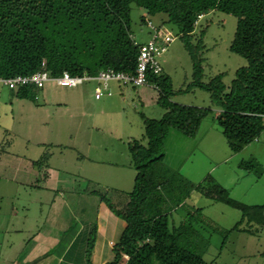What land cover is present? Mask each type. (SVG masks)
Listing matches in <instances>:
<instances>
[{"label":"trees","instance_id":"trees-1","mask_svg":"<svg viewBox=\"0 0 264 264\" xmlns=\"http://www.w3.org/2000/svg\"><path fill=\"white\" fill-rule=\"evenodd\" d=\"M132 5L145 10L141 19L146 25L150 20L157 28L175 27L193 68L192 80L182 91L205 90L211 105L196 107L172 102L171 78L163 72L162 65L159 73L147 72L149 86H142L157 91L156 103L163 113L159 118L140 113L146 142L136 138L127 141L136 170L132 189L127 192L109 189L112 196L100 190L91 191L124 223L112 245L113 258L102 264H218L215 259L205 260V250L200 248L203 241L206 240V246L209 241L195 226L196 216L201 217L203 207L188 209L178 223L171 221L173 213L183 208L196 191L240 210V218L225 231L227 236L232 231L253 235L264 227V204L235 200L227 188L210 180V173L200 182L191 180L180 168L165 161V139L171 130L194 137L209 113L214 115L232 153H239L262 134L264 0H0V78L30 75L40 70L52 77L64 71L80 76H96L107 69L133 73L142 44L135 40L131 30ZM212 11L236 17L229 50L247 61L235 71L228 87L223 82L224 73L204 80L205 29L197 33L196 26L200 15ZM158 14L166 15L161 25L147 18ZM108 87L103 90L110 95ZM9 89L14 90L17 98L34 101L35 91L40 88L29 84ZM46 160L47 157H40L32 164L42 173L48 167ZM254 160H241L238 166L247 173H255ZM41 176L46 178L47 173L43 171ZM208 180L210 183L205 185ZM96 239L97 223L92 222L85 264H92ZM261 254L264 256V251Z\"/></svg>","mask_w":264,"mask_h":264},{"label":"rangeland","instance_id":"rangeland-1","mask_svg":"<svg viewBox=\"0 0 264 264\" xmlns=\"http://www.w3.org/2000/svg\"><path fill=\"white\" fill-rule=\"evenodd\" d=\"M145 14L144 9L132 5L131 30L140 44L148 43L153 34L141 19ZM147 18L155 25H161L166 15L158 14ZM236 22V17L220 11L209 12L200 18L196 32L205 29L202 51L205 81L218 73H224L223 82L228 87L235 71L246 65L245 58L229 50ZM165 28H172L173 34H177L175 27ZM160 63L163 72L171 78L174 90L170 98L172 102L196 107L211 105L209 93L205 90L192 88L182 91L192 80L193 68L180 37L176 35L174 41L168 45L166 52L160 57ZM96 85L97 82L89 81L75 87H61L54 81H48L35 91V100L31 101L17 98L14 90L11 91L0 83V171L6 172L7 175L15 165L22 172L17 175L18 181H32L36 176H31L27 170L38 168L19 160L25 157H47L45 163L59 169L54 184L64 190L70 206H74L71 198H77L78 203H75L74 211L78 216L85 211L96 216V204L101 201L97 195L91 193L92 190H100L112 196L109 189L115 188L123 192L132 189L136 170L130 157L127 160L123 157L122 160L119 151L120 148L126 150V147H121V143L117 145L116 138H121V142L136 138L145 143L140 113L150 118H159L163 113V109L156 104L158 93L155 89L145 86H120L110 81L108 85L112 95L108 96L103 90L102 99L96 100ZM121 89L123 96L119 91ZM35 105L38 107L35 108ZM176 132L173 131L174 135L165 142V149L171 154L169 162L172 167L184 161L182 171L191 180L200 182L210 173V180L227 188L235 200L245 204H264V131L257 140L245 146L239 153H232L227 139L211 113L203 118L194 139L187 142L188 144L184 141L180 143V137H177L179 132ZM55 141H60L63 145H52ZM82 142L92 143L99 148H103L106 143L104 147L107 152L99 149L97 155L100 156H96L103 157L104 163L93 166L87 158L90 156L89 149L82 145ZM181 147L183 155L178 152ZM191 151L190 156L184 153ZM249 159H255V173H247L238 166L241 160ZM255 162L258 165H255ZM15 179H0L1 183L6 184L0 193L1 213L8 214L13 204L19 220L14 228L9 226L12 228L7 233L10 235V241H7L8 237H0V264H20L26 242L29 236L42 226L54 196L53 192L30 188L31 184H16ZM44 180L40 178L39 181ZM210 180L205 185L209 184ZM192 207H203L201 219L196 216L195 226L204 239L209 240L207 246L205 240L200 247L205 250V260L215 259L218 264H264V256L261 254L264 251V227L259 228L253 235L232 231L227 236L225 231L232 228L240 218V210L196 191L187 199L183 208L173 213L171 221L174 219L178 223ZM112 216L117 218L110 214V221ZM117 220L118 225L123 224L120 219ZM21 222H26L27 228L17 232ZM111 234L97 233V242L91 255L92 264H102L113 258L112 245L115 242L111 241L109 245L108 240L117 241L120 230H116L113 236ZM224 241L226 242L223 246Z\"/></svg>","mask_w":264,"mask_h":264},{"label":"crops","instance_id":"crops-1","mask_svg":"<svg viewBox=\"0 0 264 264\" xmlns=\"http://www.w3.org/2000/svg\"><path fill=\"white\" fill-rule=\"evenodd\" d=\"M107 90H109L111 93L110 95H112V92L109 87ZM119 91H120V94H122L123 96V90L121 89ZM107 95L110 96L109 94ZM102 97L103 96H101V98L99 99H96V98L95 99L101 100ZM156 101H157V98H156ZM34 107L37 108L38 105H35ZM173 131L175 130H171L169 132V134L167 135L165 139V142L169 137L174 135L172 134ZM178 135L179 136L177 137H180L178 138V141L180 143H183V141L184 143H187L194 139V137H186L180 133H178ZM116 139H117L116 140L117 145L118 143H121L122 145L121 147H126V150H124L123 148H120L121 151H119V153H121L122 160H124L123 157H125V160H127L130 157V153L127 147V142H121V138H116ZM55 142L56 143H53L52 145H56V146L63 145L61 144L60 141L58 142L55 141ZM38 144L43 145L44 143L38 142ZM82 145H84L85 147L89 149L90 156L87 158L89 159V161H91L93 166H97L98 163H101V164L104 163L103 157H98V158L96 157V156H100V155H97V152L99 149L107 152V148H105L104 145H103V148H99L96 145H92V143H88V142L85 144H83L82 142ZM74 146L77 147L76 144ZM181 149L182 147L178 149V152H180V154L183 155V153L181 152ZM124 151H125V154H124ZM112 152L113 150L110 151V153ZM115 153L118 154L117 152ZM168 153L169 152L167 151V149H165V161L169 165H171V163L169 162V156H171V154L169 155ZM184 153L190 156L192 151L189 153H186V152ZM15 160L18 161V159L16 158ZM33 160H36V159L25 157V159L23 158L22 160H19V161H21L22 163L28 166H33L32 164ZM130 161H131V157H130ZM108 164L111 165L112 163H108ZM114 164H117V163H114ZM184 164L185 162L181 161L178 165H173V166H175L176 168H180L182 171ZM13 166H14L13 170H10L9 174L7 175H6V172L3 173L0 171V179L9 178L10 180L13 181V179L16 178L15 179L16 184H22L23 186L25 185L28 186L29 184H31L29 186L30 188L43 190V191H49V192L54 193L53 199L51 201L52 205L50 207V211H48V213L46 214V219L44 220L42 226L37 229V232L29 236V239L26 242V246L24 248L25 252H23V254L20 257L21 259L20 264H85L84 253H85V248H86L87 236H88V232L90 229V224L92 222L97 223L98 235L104 232L105 234H108L109 232L114 235V233H116V230L117 231L120 230V234H121L123 227H124V223L118 225V220H117L118 217L114 218L113 216L110 221L109 219L110 214L112 215L114 214L107 208V206L102 201L98 202L99 204L98 203L96 204V208H97L96 216L90 215V213H88L87 211L79 213V216L75 213L74 206H75V203L76 204L78 203L77 198L74 196L73 198L70 197L71 201H73L74 203V206H70L69 201L65 197L64 190L57 188V186L54 184L57 178V172H59L58 171L59 169L55 167L53 168L50 165H48L47 168H43L42 173H40V171H38L37 169L36 170L30 169V171L29 170L27 171L31 174V176L33 177L36 176L35 179H33L32 181H28V180L18 181L17 175L19 176V174H21L22 172L19 169H17V166L15 165ZM213 167H215V165ZM43 171L47 173L46 178L41 176L43 175ZM34 172L36 175L32 174ZM40 178L45 179V180L41 182L39 181ZM4 185L6 186V184L1 183V180H0V193H2L1 191ZM77 206L79 209V204ZM11 209L12 210H10L8 214L6 213L7 214L6 215V214L1 213L2 208L0 207V235H1L0 237H2V239H7L8 237L7 241H10V238H9L10 235H8L7 233L10 232L11 229L15 227V223L18 224L19 222V220L17 219L18 212H16V207L13 204L11 206ZM109 212L110 214H108ZM12 216L15 220L12 218ZM25 223L26 222L24 223L21 222V224H19L20 226L17 227L16 231L20 232V231H23L24 228H27ZM9 226H11L12 228H9ZM20 227L22 228L19 229ZM111 241L116 242V240L114 241L108 240L109 245ZM96 242H97V239H96Z\"/></svg>","mask_w":264,"mask_h":264},{"label":"built area","instance_id":"built-area-1","mask_svg":"<svg viewBox=\"0 0 264 264\" xmlns=\"http://www.w3.org/2000/svg\"><path fill=\"white\" fill-rule=\"evenodd\" d=\"M200 18L202 15L199 16ZM147 25L153 30L152 38L148 43L139 46V55L136 69L133 73L115 72L107 69L99 72L96 76L92 75H71L64 71L60 76L52 77L46 71H36L30 75H17L9 78H0V83L8 88H18L22 85L33 84L39 88L43 87L48 81H54L61 87H75L84 82L95 81L98 85L94 88V97L101 98L102 91L107 87L108 82L117 81L123 85L132 84L135 86L147 85L149 81L147 72H161L160 57L167 50L168 45L174 41L176 35L172 28H157L150 20Z\"/></svg>","mask_w":264,"mask_h":264}]
</instances>
